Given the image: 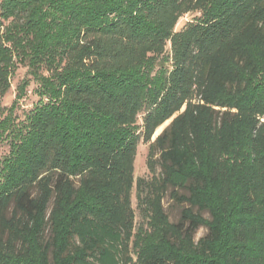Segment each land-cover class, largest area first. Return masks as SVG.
Returning a JSON list of instances; mask_svg holds the SVG:
<instances>
[{
  "label": "trees",
  "instance_id": "16d2710c",
  "mask_svg": "<svg viewBox=\"0 0 264 264\" xmlns=\"http://www.w3.org/2000/svg\"><path fill=\"white\" fill-rule=\"evenodd\" d=\"M19 66L0 264H264V0H0V102Z\"/></svg>",
  "mask_w": 264,
  "mask_h": 264
},
{
  "label": "rangeland",
  "instance_id": "374dc122",
  "mask_svg": "<svg viewBox=\"0 0 264 264\" xmlns=\"http://www.w3.org/2000/svg\"><path fill=\"white\" fill-rule=\"evenodd\" d=\"M194 16H195V14H193V13H186L183 16H181L177 21L175 29L176 30L180 29L186 22L190 21ZM26 71H27L26 67L19 66L18 69L16 70L15 74L11 77L10 89L3 96V98L1 99V102H0L2 106L7 107L11 104V102L13 101V99L15 97L16 91H17L16 90L17 85L19 84V82L23 78L29 77V75H27ZM34 86H35V83L33 81H31L29 86L26 88V93H25L24 97L21 100H19L18 109L16 110V113L18 115H20L22 110L28 109L29 107H31L32 103L36 100V97L32 92V89L34 88ZM140 117L141 116H139V121H140ZM170 120H171V118L168 119L167 121H165L162 125H160V128L155 130V132L151 138L152 140L169 124ZM147 150H148V144L140 141L138 146H137L136 156H135V160H134V171H133L134 179H137L139 177L149 178L151 176V173L149 172V170L147 168V164H146ZM6 151H7V146L6 145L1 146L0 147V157L4 153H6ZM158 171H159L158 166H155L154 173L157 174ZM131 199H132V207L134 208V212H135L134 225H135V227H137V225L142 223V220H141V218L138 214V210L136 208V199H135V189L134 188L132 190ZM162 204H163L164 211L167 214L169 221H171V222H177L180 219L182 209L188 207V205L185 203L174 202L169 197L168 192L165 194V196L162 200ZM193 211L196 212V209L194 208ZM202 215L204 217L208 218L207 213H202ZM205 233H206V228L202 227V226L199 227L195 232L194 239L197 240L199 237L203 236ZM129 251L131 252V249H129ZM131 255L133 258H135V256L133 255L132 252H131Z\"/></svg>",
  "mask_w": 264,
  "mask_h": 264
}]
</instances>
